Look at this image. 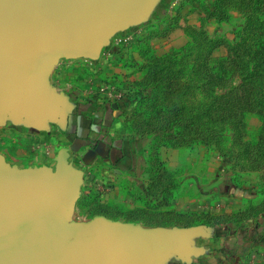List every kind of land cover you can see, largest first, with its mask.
I'll list each match as a JSON object with an SVG mask.
<instances>
[{"label":"water","instance_id":"obj_1","mask_svg":"<svg viewBox=\"0 0 264 264\" xmlns=\"http://www.w3.org/2000/svg\"><path fill=\"white\" fill-rule=\"evenodd\" d=\"M157 0H0V127L46 128L66 111L48 77L61 59L96 60L111 36L144 23ZM115 107L114 104H112ZM19 169L0 155V264H189L204 226L142 228L96 216L73 223L83 173Z\"/></svg>","mask_w":264,"mask_h":264},{"label":"rangeland","instance_id":"obj_2","mask_svg":"<svg viewBox=\"0 0 264 264\" xmlns=\"http://www.w3.org/2000/svg\"><path fill=\"white\" fill-rule=\"evenodd\" d=\"M212 1L214 0H187L180 11L166 13L169 22L165 26L186 24L188 30L183 27V32H179L182 35L179 38H182L183 46L168 48L169 43L165 40H154L166 38L165 36L150 39L146 43H137L134 47L130 45L127 46V50L119 51L120 54L123 52V55L136 54L140 66L152 62L155 57L164 56L165 60L175 59L172 70L178 77L175 81L181 87L179 89L181 94L174 99L184 106L186 111L191 110L188 116L192 118L200 115L203 106L213 101V98L199 90V85L201 86L202 83L199 80L197 65L205 56L213 60L221 56L225 57L228 48L231 58L237 62L241 60L247 65L250 64L245 72L247 73L250 68L256 69L257 58L262 54L257 45L260 41L264 42V38H260L264 36V31L258 28L260 25L264 27V11L253 7L248 0H218V7L228 13L229 20L217 23L213 19H206L207 9L211 7ZM163 9H160V12ZM160 16L156 17L159 19ZM250 23L252 27H249ZM157 29L154 30L162 33L164 26ZM201 31L211 39L210 45L205 43L201 49L194 47L177 54L174 52L185 47L188 42L196 46L197 35ZM145 33L146 31L141 35ZM218 41H224V45L217 46ZM210 50H212L211 54H207ZM126 64L127 60L123 67L124 82H121L119 87L122 91L125 90L124 95L131 96L137 89L135 82L140 77V73L136 71V66L129 68ZM100 82L101 86L108 84L103 83L106 82L103 77ZM185 86L188 87L187 91ZM130 88L133 90L127 91ZM131 110L132 104L125 113L128 115ZM207 120L203 118L200 122ZM247 125L249 131H254L260 122L251 113ZM9 129L7 126L0 127V151L10 154L7 159L11 163L23 164L21 160L28 153L22 144L17 143L16 132ZM234 138L225 136L218 141H212L208 146H198L193 149L162 148L159 158L164 166L160 168L162 175L157 179L155 172L159 167L155 163L149 165L152 172H145L147 157L149 159L151 155L145 149L147 142L139 137H127V146L128 143L134 144L140 152L143 151L136 160L133 172H131V162L128 164L126 161L125 169L128 165V170H125L123 176H119V179L107 188L98 183L107 179L102 174L103 167L92 165V171H95L92 172L93 181L95 180L98 185L87 187L82 184L71 221L76 224L102 216L112 223L139 225L142 228L187 229L204 226L212 230L210 235L221 233L223 228L229 229L232 235L238 230L239 234L245 232L243 234L247 236L245 244L239 243L236 249L234 246L238 255L251 249L252 243L258 238L259 244L264 245V168L252 165L241 145L236 144ZM13 157L18 159L14 160ZM109 177L114 178L112 171ZM162 191L166 197L164 203L159 200ZM89 192L93 195L91 196ZM89 195L91 197L87 198ZM98 211L101 215L92 216L93 212ZM189 213L200 216L209 214L214 220L211 221L210 226L199 224L181 227V224L187 221L185 216ZM158 220L178 221L180 225L168 224L169 226L166 227L148 225ZM230 238L234 242L229 244L238 243L236 237ZM230 260L237 263L239 256L233 254ZM241 262L243 261L240 260L239 264Z\"/></svg>","mask_w":264,"mask_h":264},{"label":"trees","instance_id":"obj_3","mask_svg":"<svg viewBox=\"0 0 264 264\" xmlns=\"http://www.w3.org/2000/svg\"><path fill=\"white\" fill-rule=\"evenodd\" d=\"M249 1L253 7L264 11V0ZM218 3V0L212 1L211 7L207 9L206 19H213L217 23L227 22L229 15L218 7ZM181 8L179 7L176 11H180ZM168 22L166 14L163 15L158 20L157 26L152 25L148 32L146 31L140 38L133 41L132 47L140 42H149L153 38L165 37L179 26V24L165 26ZM160 26H164V31L157 33L154 29H159ZM249 27H252V23ZM258 28L264 31L262 25ZM197 36L196 46L188 42L185 47L174 50V52L177 54L194 47L201 49L205 43L210 45L211 39L207 38L203 31ZM222 44L224 45V41L216 43L217 46ZM257 46L262 54L257 58L256 69L250 68L247 73L245 72L250 64L247 65L241 60L237 62L231 58L228 48L225 57L221 56L213 60L205 56L198 65L196 60L199 80L202 83L201 86L199 85V90L204 95L213 98L211 103L203 106V111L196 118L189 117L188 113L191 110L186 111V108L174 99L181 94L179 93L181 87L175 81L178 77L172 70L175 59L165 60L164 56L155 57L152 62L149 60L150 63L142 66L136 61H131L129 65L136 66L140 77L135 82L137 86L135 92H132L131 96H125L131 101L132 110L128 115L124 114V137H139L147 142L145 149L153 156L150 155L149 159L147 157L146 173L152 172L149 165L155 163L159 167L156 168L155 176L157 179L161 177L160 168L164 165L159 154L162 148L193 149L198 146H208L212 141H218L225 136L235 137L236 144L241 145L250 163L264 168V42L260 41ZM211 51L207 54H211ZM185 89L187 91L188 87L185 86ZM130 90L133 88L127 91ZM251 113L260 122L254 131H249L247 125ZM203 118L208 120L201 123ZM164 194L162 191L161 199H159L163 203L166 202ZM90 195L87 198H90ZM100 213L99 211L93 212L92 216L101 215ZM185 217L187 221L181 224V227L199 224L210 226L211 221L214 220L209 214L200 216L189 213ZM168 224L170 226L180 225L178 221L168 222L166 220L153 221L148 225L166 227L169 226Z\"/></svg>","mask_w":264,"mask_h":264},{"label":"crops","instance_id":"obj_4","mask_svg":"<svg viewBox=\"0 0 264 264\" xmlns=\"http://www.w3.org/2000/svg\"><path fill=\"white\" fill-rule=\"evenodd\" d=\"M171 1L157 0L155 8L144 23L128 27L111 36L108 45L101 50L96 60L83 59L90 61L92 65H88L86 62L81 63L60 77H56L53 69L48 77V82L58 94H63L66 109L61 115V124L48 122L46 128L39 129L35 125L7 121L1 128L7 126L10 131H15L17 143L22 144L28 154L21 160L24 163L19 164L8 161L7 158L10 154L0 151V155L5 161L19 169L47 167L54 171L58 152L66 150L67 163L72 169L83 173V185L87 187L93 184L97 186L98 183L107 188L108 185L112 186L117 181L116 179H119V176L122 177L125 170H128V165L125 169L126 161L128 164L131 162V172H133L136 160L143 151L140 152L134 144L129 145L128 143L127 146V138L124 137V114L132 103L124 95L121 100L108 105L101 100V96L94 89L101 86L100 81L103 77L106 81L103 82L104 84H112L117 90L125 93V90L122 91L119 87V84L124 82L122 80L124 79L125 62L127 60L128 67L132 68L129 65L131 61L138 62L139 59L133 53H124L123 55L122 52L120 54L119 51H125L128 47L113 48L112 42L130 32L137 34L136 39L140 38L142 33L152 28V25L157 26L158 20L163 15L176 11L186 2H183L177 9L171 10L169 8ZM160 9L163 11L160 12ZM158 15H161L159 19L156 17ZM185 25V23L179 25L180 27L169 32L166 38L153 39L165 40L169 43L168 48L181 47L184 42L182 38H179L182 36L179 32H183ZM107 52L110 54H106ZM58 79L60 83L72 84V88L64 91L63 85L57 84ZM13 137L15 136L13 135ZM17 157L12 159L16 160ZM94 164L103 167L102 174L107 177L106 181L100 180L98 183L93 181L92 172L95 173V171H92V165ZM111 171L114 178L109 177ZM228 230L223 228L221 233L216 232L209 237L196 239L193 248L198 253L190 257L189 264H239L240 260L243 261L240 264H264V245L259 244V238L252 243L251 249L238 255L235 250L236 246L239 243L245 244L247 236L243 234L245 232L239 234L238 230L232 235V232ZM230 237H236L238 243L232 245L234 241H231ZM231 242L232 244H229ZM233 254L239 256L237 263L230 260ZM166 264L181 263L173 258Z\"/></svg>","mask_w":264,"mask_h":264},{"label":"built area","instance_id":"obj_5","mask_svg":"<svg viewBox=\"0 0 264 264\" xmlns=\"http://www.w3.org/2000/svg\"><path fill=\"white\" fill-rule=\"evenodd\" d=\"M185 1L187 0H172L169 4V8L171 10H175ZM136 35L137 34H135L134 32H130L129 34L114 39L112 42L113 48H125L129 46L137 37ZM108 54H110V52ZM84 62H86L88 65H92L90 61H85L83 59H77V60L61 59L54 67L53 71L56 77H60ZM57 84L59 86L60 84H62L63 85L62 89L64 91H68L70 88H72V84H69L67 82L60 83L59 79L57 80ZM96 93L100 95L101 100L108 105H111V103L119 101L124 97L123 92L117 90L112 84H105L103 86L97 87Z\"/></svg>","mask_w":264,"mask_h":264}]
</instances>
